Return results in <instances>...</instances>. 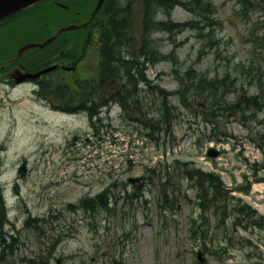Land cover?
I'll return each mask as SVG.
<instances>
[{
  "label": "rangeland",
  "instance_id": "374dc122",
  "mask_svg": "<svg viewBox=\"0 0 264 264\" xmlns=\"http://www.w3.org/2000/svg\"><path fill=\"white\" fill-rule=\"evenodd\" d=\"M210 1L217 12L210 30L202 32L184 27L174 33L151 36L154 40L162 38L163 51L173 55L176 62L167 59L149 65L147 78L154 89L175 92L179 79L195 68L210 77L228 75L231 87L228 103H236L239 97L262 96L264 41L259 39L254 50L248 38L252 23L258 22L259 33L264 29V17H261L264 12L249 7L248 21L244 23L238 15L242 7L237 0ZM58 3L74 11L88 10L94 4L91 0ZM52 12L45 9L42 20H52ZM55 16L66 18L62 12ZM158 18L183 23L194 20L195 16L177 7L170 17L159 14ZM70 20L69 16V23H82ZM142 20L141 14L132 21L138 41L143 34ZM208 32V38L199 35ZM99 41L96 35L75 71H56L49 76L53 84L74 88L75 80L96 77L101 61ZM6 47L0 59L12 56V42ZM252 64V72L256 74H249ZM169 100L177 106L172 134L157 133L158 141L152 142L143 127H138L142 125L137 128L125 119L124 111L116 103L103 110V122L96 118L94 124L85 116L67 117L48 112L35 100L28 86L14 91L0 88L1 197L2 200L5 197L11 220L6 230L18 233L21 239L20 247L15 249L18 260L9 256L5 264H17L39 250L47 251L53 264L57 261L58 264H197L199 251H205V264H264V228L235 231L229 221L218 227L220 219L213 210L202 217L195 203L196 186L183 179L176 169V160L190 161L191 167L220 174L227 189L250 184L249 194L241 191L233 194L248 202L259 216L264 215V109L247 110L245 114L231 110L221 113L216 109L217 114L213 115L212 109L200 100H194L191 107L179 104L175 96ZM155 110L158 111V106ZM151 113L154 114V108ZM149 116L155 118L150 113ZM76 136L81 139L79 143L75 142ZM211 146L221 152L217 159L208 156ZM25 160L28 172L21 177L18 168ZM167 167L171 187L165 198L160 179ZM131 178H145L146 183L136 191L134 184L129 183ZM105 189H110L112 209H100L95 219L68 206ZM220 205L233 209L229 216L238 214L234 199ZM53 215L58 218L51 219ZM204 216L208 232L202 231L192 238L194 220L202 223ZM31 217H45L46 231L24 226V221ZM246 227L249 228L248 224ZM203 232L207 234V250L201 238ZM228 240V251L219 254ZM51 241L56 242L52 252Z\"/></svg>",
  "mask_w": 264,
  "mask_h": 264
},
{
  "label": "trees",
  "instance_id": "16d2710c",
  "mask_svg": "<svg viewBox=\"0 0 264 264\" xmlns=\"http://www.w3.org/2000/svg\"><path fill=\"white\" fill-rule=\"evenodd\" d=\"M58 1L43 0L36 6L18 12L2 21L0 23V54L12 42L14 48L10 51V55L13 56L20 44L42 40L43 38L40 37L48 36L57 28L69 24L67 21L69 16L71 22L77 20L82 23L89 22L86 28L62 34L63 37L68 38H57L47 49L38 50L42 52L40 54L47 52L46 55L40 57V59L43 58L39 60L41 66L50 63L52 59L56 60V55L59 56L62 50H64L63 58L75 63L82 58L91 45L92 30L96 29L97 31L101 53L98 76L93 77L92 80L83 79L76 82L77 87L74 88L64 85V87L54 90L53 93L44 90L51 98L63 100L64 106L68 107L72 103L74 104L73 101H76L92 116L98 113L97 109L117 103L127 112L125 119L131 124L142 125L152 141H158L157 133L160 135L164 131L172 134L174 119L177 117L174 113L177 106L172 105L169 100L172 96H175L180 102L179 104L185 107H191L194 100H200L206 107L212 109L213 115L217 114L216 109H220L221 113H224L228 110L236 111L243 108L248 109V107L260 108V103L254 102L257 96H251L248 99L239 97L236 103L227 102L229 93H231L228 75L220 77L215 74L210 77L206 73H198L195 68H191L186 71L185 77L179 79L178 91L169 93H166L163 88L154 89V84L147 78L146 71L149 65H155L167 59L176 62L173 55L163 51L162 38L154 40L151 36L154 33H174L184 27L202 32L209 29L217 19V12L212 8L214 3L210 0H106L93 20H90L94 10L93 6H96L98 0H91L94 4L88 10L76 11L68 5L69 9L64 10L57 6L56 2ZM70 1L74 4V0ZM177 7L191 12L195 16L194 20L175 23L158 18L159 14L170 17ZM45 9L48 10V13L50 10L53 11L50 15L52 20H42L43 15L46 16ZM67 11L73 12L72 15H69ZM59 12H62L66 18L61 20L58 18L59 16H55ZM141 14L143 34H140L142 38L138 41L139 38H135L136 35L133 32L132 21ZM4 26L6 27L2 28ZM199 35L208 38L210 32ZM3 36L9 38L2 39ZM259 39L261 38H255L254 43L257 40L258 44ZM10 40L11 42H9ZM132 41H134L136 50L132 47ZM3 60L6 59H0V61ZM173 70L177 73L176 68ZM249 74L256 73L249 70ZM141 86H143V90L140 89ZM150 104L151 109L148 108ZM156 106H158V111L155 110ZM153 108L154 114L151 113ZM149 113L156 119L150 118ZM176 164L180 175L198 188L197 197L204 207L208 203L227 202V191L219 176L205 172L202 168L190 167L188 162L177 160ZM168 168L160 181L166 198L169 185L171 187V175ZM151 171L154 172L155 169ZM110 193L109 190H104L97 197L84 199L79 203L80 207L90 212H96L102 208L109 210L107 199L110 198ZM1 195L3 193L0 187V262L5 264L9 261V256H15L18 260L15 249L20 247L21 239L17 235L18 233L11 234L6 230L11 222L8 219V211ZM227 210L228 206L225 208L226 214ZM24 226L44 232V219L40 217L28 218L24 221ZM55 243V241L50 243L51 252ZM46 254L47 251L39 250L29 257H23L17 264H50Z\"/></svg>",
  "mask_w": 264,
  "mask_h": 264
},
{
  "label": "water",
  "instance_id": "95a60500",
  "mask_svg": "<svg viewBox=\"0 0 264 264\" xmlns=\"http://www.w3.org/2000/svg\"><path fill=\"white\" fill-rule=\"evenodd\" d=\"M40 0H0V21L3 20L4 18L13 15L21 10H24L34 4H36L37 2H39ZM103 0H100V3L97 6V11L98 9L101 7ZM78 26H70L68 28L62 29L61 31H71L73 29H76ZM55 38V36L51 37L50 39L46 40L44 43H29L27 45H25L19 52H22L28 48H34V47H44L47 44H49L53 39ZM53 68H49L46 69L42 72L51 70ZM210 156L216 157L219 155V152L216 151L215 149H211L209 152ZM19 173L21 175H24L26 173V164L24 163L20 170ZM201 256V254H200Z\"/></svg>",
  "mask_w": 264,
  "mask_h": 264
},
{
  "label": "flooded vegetation",
  "instance_id": "af4514ba",
  "mask_svg": "<svg viewBox=\"0 0 264 264\" xmlns=\"http://www.w3.org/2000/svg\"><path fill=\"white\" fill-rule=\"evenodd\" d=\"M249 5L250 7L255 6L257 9H260L262 12H264V0H249ZM262 16L264 17V13H261V17ZM65 38H68V37H65ZM18 67L22 68L23 70H26V67L24 66V64L20 62L18 64H15V66L11 70H9L6 73V75L8 77H11L13 75L12 73L14 72V70H16ZM4 81L7 82V79H4Z\"/></svg>",
  "mask_w": 264,
  "mask_h": 264
}]
</instances>
